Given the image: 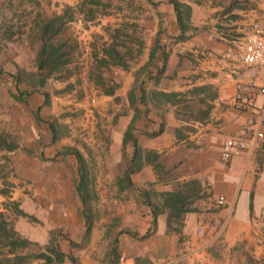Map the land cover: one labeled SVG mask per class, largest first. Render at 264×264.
<instances>
[{
	"label": "crops",
	"instance_id": "0c3cea01",
	"mask_svg": "<svg viewBox=\"0 0 264 264\" xmlns=\"http://www.w3.org/2000/svg\"><path fill=\"white\" fill-rule=\"evenodd\" d=\"M72 1L49 0V13L53 9L59 13L61 2ZM140 1L145 12L138 56L134 65L119 71L118 87L99 99L102 109L115 96L127 105L126 96L131 93L134 106L145 112L135 128L130 126L132 112L119 116L108 142L114 163L106 166L107 171L102 170L104 178L96 184L102 201L114 204L115 224L102 215L85 232L81 203L74 196L69 177L72 169L59 161L62 155L58 149L63 142L51 120L61 107L51 98L47 103L48 95L41 94L38 86L19 87L15 66L8 60L13 52L8 48L0 53V129L8 127L18 135L7 153L14 160L17 175H29L37 181L33 194L39 195L31 204L25 205L20 199L17 207L33 220L13 213L12 227L38 245L51 241L64 255L62 264H115L120 257L124 264H160L184 250V238L195 242L194 231L200 224L209 223L212 216L229 215L224 241L207 248L194 264H246L244 251L264 258V136L256 141L252 154L242 151L226 162L220 159L226 138L241 134L244 128L264 134V123L256 111L239 112L228 105L236 83L246 81L247 76L229 74L227 62L220 58L252 20L264 25V2L175 0L182 4L178 11L185 27L181 29L171 0ZM184 6H188L187 17ZM12 59L18 68L38 73L43 70L37 64L24 66L14 53ZM259 73L256 82L264 86V69ZM134 76L143 80L139 87H134ZM10 84L15 89L7 86ZM263 97L261 90L256 106ZM181 108L185 116L179 114ZM128 126L138 147L158 154L160 168L154 169L141 158L140 168L130 172L127 181H120L133 151L131 140L122 148ZM67 153L71 161L74 155L71 150ZM189 182L196 183L198 195L191 198V210L182 215L178 232L168 231L160 193L184 190ZM41 191L47 192L46 197ZM106 192H112L113 197L106 198ZM10 194L12 199L16 196L15 192ZM220 194L225 196V203L217 206ZM4 198L0 193V202ZM4 210L0 203V212ZM34 260L27 264L43 262Z\"/></svg>",
	"mask_w": 264,
	"mask_h": 264
},
{
	"label": "rangeland",
	"instance_id": "374dc122",
	"mask_svg": "<svg viewBox=\"0 0 264 264\" xmlns=\"http://www.w3.org/2000/svg\"><path fill=\"white\" fill-rule=\"evenodd\" d=\"M94 1L96 3L73 0L71 5L61 2L57 9L59 13H55V9L49 13V0H0V53L10 48L14 57L20 56V63L33 67L37 64L42 46L46 51L59 47V60L66 61L54 68L45 66L40 73L18 68L12 59L13 53L8 60L12 61L11 66H15V82L19 87L32 89L38 86L41 94L48 95L47 103L51 98L61 107L51 119L63 142L58 149L62 155L59 161L72 169L69 177L75 189L79 182L78 164L74 156L69 161L67 151L69 148L76 149L83 158L86 175L87 201L85 206L80 204L79 212L83 211L91 222L103 215L115 224L114 204L102 201L96 184L104 178L102 170L107 171L106 166L114 163L113 154L108 151V142L119 116L132 112L130 126L135 128V124L144 119L145 112L134 106L131 93L126 96L127 105L115 96L111 104L104 105L102 109L99 99L106 90L118 87L119 71L134 65L143 41L145 9L140 0ZM45 24L48 27L42 33ZM111 47L119 57L113 56ZM120 62L123 66L119 65ZM142 82L139 76H134V87H139ZM7 86L15 89L13 84ZM179 114L185 116L186 112L181 108ZM17 139L18 135L8 127L0 129V193L3 191L1 194L5 197L0 203L2 209H6L3 217L11 224L15 211L12 202L18 205L23 199L25 205L31 204L39 196L33 194L37 181L34 182L29 175H17L14 160L7 153ZM121 161H126L122 153ZM22 163L26 164V160L23 159ZM10 192L16 193L13 199ZM40 195L46 197L47 192L41 191ZM74 196L78 197L75 190ZM108 196L112 198L113 193L106 192V198ZM45 245H30L26 252L36 254ZM243 256L246 264H264V258L248 251H244ZM28 261L35 262L32 257Z\"/></svg>",
	"mask_w": 264,
	"mask_h": 264
},
{
	"label": "built area",
	"instance_id": "2783aa9c",
	"mask_svg": "<svg viewBox=\"0 0 264 264\" xmlns=\"http://www.w3.org/2000/svg\"><path fill=\"white\" fill-rule=\"evenodd\" d=\"M264 2V0H261ZM210 55L209 52H206ZM229 66V74H246L247 80L237 82L235 93L228 100V105L239 112L256 111L261 123H264V97L260 106L255 105L256 96L264 86L257 84L260 78V69H264V25L259 20H252L243 35L220 56ZM264 134L259 130L249 131L244 128L241 134L226 138L221 147L220 159L226 162L231 156L245 151L252 154L258 139ZM225 203V196L220 194L216 198V205ZM229 223V215L212 216L209 223L200 224L194 231L195 242L186 237L182 240L185 248L176 256L162 261L160 264H183L185 261L197 263L202 253L212 245L222 243ZM208 236L200 240L204 233ZM115 264H124L123 258H119Z\"/></svg>",
	"mask_w": 264,
	"mask_h": 264
},
{
	"label": "trees",
	"instance_id": "16d2710c",
	"mask_svg": "<svg viewBox=\"0 0 264 264\" xmlns=\"http://www.w3.org/2000/svg\"><path fill=\"white\" fill-rule=\"evenodd\" d=\"M90 3H96L94 0H89ZM175 10L177 11V20L181 29L185 27V25L181 21V17L179 15L178 8L182 6V4L178 3L175 0H171ZM184 14L187 17L188 14V6H184ZM48 24H45L42 29V33L47 29ZM59 47H54L50 51H46L44 46L41 47L40 56L37 61L38 69H43L45 66L57 67V65L64 63L66 60H59L60 55L57 54ZM110 51H112L113 56L119 57V54L114 48L111 47ZM110 51H106L109 52ZM119 65L123 66V63L120 62ZM112 92V89L106 90L105 94H109ZM164 97L168 95L165 93H161ZM127 140H131L133 143V151L131 159L129 160V164L126 167L124 173L119 178L120 181H127L128 175L130 172L138 170L142 163H151L154 169L160 168V164L157 162L158 154L151 150L141 149L136 145L134 139L130 136V126L126 128L123 134L122 139V148ZM14 147V146H12ZM11 149V146H9ZM71 153L75 156L76 162L78 164V172H79V182L75 186V192L82 204L85 206L87 201V189H86V175L83 170V158L81 154L76 149H69ZM143 158V162L141 161ZM184 190H174L169 192L160 193V197L162 199V207L166 211V229L168 231L178 232L179 226L181 225V217L184 213L190 211L191 209L188 207V204L192 197L198 195V186L194 182H189L184 184ZM3 194V191L1 192ZM14 206V214L17 216H22L26 218H31L30 215L23 212L21 209L17 207V202H12ZM252 206V205H251ZM154 210V214H155ZM80 214L85 220L87 233L89 231V227L91 224V218L83 211H80ZM174 224V225H173ZM30 245H38L35 242L29 241L28 239L19 235L12 227V224L8 222L3 217V213L0 212V264H27L28 258L34 259H43V264H62L64 255L59 251L55 244L51 241L48 242L44 246V249L36 254H30L28 252L22 253V250L28 249Z\"/></svg>",
	"mask_w": 264,
	"mask_h": 264
}]
</instances>
